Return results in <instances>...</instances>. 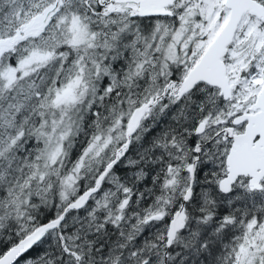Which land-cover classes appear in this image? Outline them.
<instances>
[{"label":"snow or ice","instance_id":"obj_1","mask_svg":"<svg viewBox=\"0 0 264 264\" xmlns=\"http://www.w3.org/2000/svg\"><path fill=\"white\" fill-rule=\"evenodd\" d=\"M0 264H264V0H0Z\"/></svg>","mask_w":264,"mask_h":264}]
</instances>
